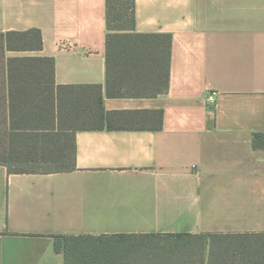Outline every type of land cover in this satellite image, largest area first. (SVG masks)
Masks as SVG:
<instances>
[{"label":"crops","instance_id":"0c3cea01","mask_svg":"<svg viewBox=\"0 0 264 264\" xmlns=\"http://www.w3.org/2000/svg\"><path fill=\"white\" fill-rule=\"evenodd\" d=\"M31 29L41 50L3 53L6 129L39 133L35 113L10 109L7 58L26 55L52 57L57 85H101L113 128L60 130L56 116L76 168L0 163V264H65L64 235L264 233V0H135L134 31L153 36L121 53L135 76L121 96L107 95V0H0V33Z\"/></svg>","mask_w":264,"mask_h":264},{"label":"trees","instance_id":"16d2710c","mask_svg":"<svg viewBox=\"0 0 264 264\" xmlns=\"http://www.w3.org/2000/svg\"><path fill=\"white\" fill-rule=\"evenodd\" d=\"M107 25V95L121 96L129 92L122 90L124 80H135L134 75L121 72V53L127 47L141 53L142 39L153 35L134 31L135 0H107ZM163 36L171 43L169 34ZM42 48L39 29L0 33V66L5 50ZM7 69L12 115L21 110L35 113L38 127L33 128L39 130L20 131L19 123L12 121L8 131L0 121V163L10 172L76 168L75 140L67 153L56 146L60 135L54 131L56 116L60 130L102 129L106 124L113 128L111 113L103 104L102 86L57 85L52 57H9ZM263 137L255 133V147H264ZM55 248L64 253L65 264H264V233L64 235L55 237Z\"/></svg>","mask_w":264,"mask_h":264},{"label":"built area","instance_id":"2783aa9c","mask_svg":"<svg viewBox=\"0 0 264 264\" xmlns=\"http://www.w3.org/2000/svg\"><path fill=\"white\" fill-rule=\"evenodd\" d=\"M217 94H218L217 91H211V92L208 93V95H207V100H208L209 102H211V103L215 102Z\"/></svg>","mask_w":264,"mask_h":264},{"label":"rangeland","instance_id":"374dc122","mask_svg":"<svg viewBox=\"0 0 264 264\" xmlns=\"http://www.w3.org/2000/svg\"><path fill=\"white\" fill-rule=\"evenodd\" d=\"M3 150V144L0 145V152ZM49 164H46L48 166Z\"/></svg>","mask_w":264,"mask_h":264}]
</instances>
